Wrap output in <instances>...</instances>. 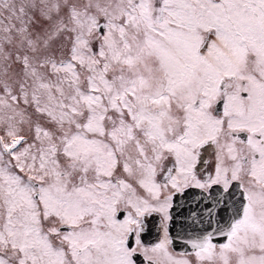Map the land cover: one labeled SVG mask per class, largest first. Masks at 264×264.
Instances as JSON below:
<instances>
[{"label": "snow or ice", "instance_id": "6c2138e0", "mask_svg": "<svg viewBox=\"0 0 264 264\" xmlns=\"http://www.w3.org/2000/svg\"><path fill=\"white\" fill-rule=\"evenodd\" d=\"M0 264H264V0H0Z\"/></svg>", "mask_w": 264, "mask_h": 264}]
</instances>
